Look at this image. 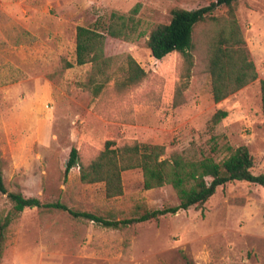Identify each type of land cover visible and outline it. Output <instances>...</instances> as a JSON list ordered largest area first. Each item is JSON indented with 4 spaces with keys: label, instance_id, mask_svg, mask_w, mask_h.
Instances as JSON below:
<instances>
[{
    "label": "rangeland",
    "instance_id": "1",
    "mask_svg": "<svg viewBox=\"0 0 264 264\" xmlns=\"http://www.w3.org/2000/svg\"><path fill=\"white\" fill-rule=\"evenodd\" d=\"M207 0H0V158L9 191L117 220L138 205L176 206L171 186L145 190L140 170L123 173L124 195L107 199L103 184H83L79 167L65 174L71 150L92 160L109 140L163 145L166 157L198 160L225 154L224 145L246 146L264 174V0H240L236 16L259 79L215 103L202 48L181 104L175 91L184 61L162 60L146 46L157 24L176 7L192 10ZM137 10L138 30L110 51L115 73L94 99L90 68L65 69L73 61L76 29L113 11ZM220 10L217 16L225 15ZM203 25L199 32H210ZM203 42L204 36L198 35ZM132 56L148 73L136 88L118 92L121 67ZM228 116L213 126L218 111ZM10 207L0 193V214ZM0 264H264V188L234 182L220 187L201 208L123 230L102 228L68 212L27 209L11 226Z\"/></svg>",
    "mask_w": 264,
    "mask_h": 264
},
{
    "label": "trees",
    "instance_id": "2",
    "mask_svg": "<svg viewBox=\"0 0 264 264\" xmlns=\"http://www.w3.org/2000/svg\"><path fill=\"white\" fill-rule=\"evenodd\" d=\"M208 4L198 9L176 7L171 12L168 24H157L148 35L146 46L156 60L172 53L182 56L180 81L175 91V105L181 104L183 93L188 89L195 66V53L202 48L205 69L211 77L212 95L220 103L244 87L259 79L255 63L250 58L245 38L238 23L236 11L240 0H207ZM225 15L217 16L220 10ZM137 10L128 15L113 11L108 17H99L92 24H81L76 29L73 61L64 59L65 69L90 68V83L94 99L114 80L110 70L113 64L111 49L121 42L129 41L137 32L139 21ZM203 25H210V32H199ZM198 35L204 36V41ZM124 74L117 79L116 89L125 92L138 87L149 73L132 57L128 56L121 67ZM261 101L264 110V82H261ZM228 116L227 111L218 110L211 119L213 126ZM225 154L221 161L212 157L198 160L186 158L182 153L166 157L163 145L141 143L122 138L105 143L92 160L81 161L80 152L73 148L67 162L65 174L79 167L83 184H103L107 199L124 195L123 173L140 170L145 190L171 186L177 194L179 204L160 209H149L146 203L138 205L131 218L117 220L96 212L73 210L66 204L43 202L39 198L27 197L6 187L0 158V193L6 196L9 209L0 214V259L3 255L11 226L27 209L44 212H68L73 218L87 220L110 230H123L137 224L159 222L162 218L176 215L180 211L203 207L220 187L234 182H248L264 188V174H255V162L246 146L233 148L224 145L215 149Z\"/></svg>",
    "mask_w": 264,
    "mask_h": 264
}]
</instances>
